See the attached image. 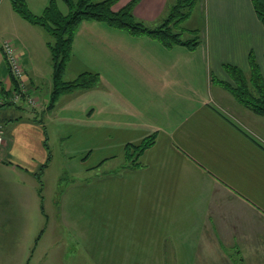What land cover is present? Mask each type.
Masks as SVG:
<instances>
[{"label": "crops", "instance_id": "0c3cea01", "mask_svg": "<svg viewBox=\"0 0 264 264\" xmlns=\"http://www.w3.org/2000/svg\"><path fill=\"white\" fill-rule=\"evenodd\" d=\"M6 1L3 20L17 14L13 0H0V10ZM50 1L25 0L36 15ZM131 1L119 0L113 10ZM167 4L168 0H141L134 15L144 22L164 20ZM197 6L203 22L200 45L194 51L183 46L166 49L150 37H135L105 22L82 21L74 35L65 80L92 73L99 76L98 84L62 94L52 110L47 106L53 73L50 94L42 96L41 80L30 78V60L23 63L26 55L33 59L37 48L16 31L20 26L34 34L46 30L22 18V23L8 22L11 31L0 29V45L10 41L21 55L31 97L21 101L25 102L22 107L15 104L0 110L8 158H0V167L8 165L16 176L22 171L39 180V169L48 158L47 138L44 123L36 118L38 111L33 108L37 114L33 115L29 110L30 103L43 106L42 119H67L77 130L86 128V134L79 136L92 141L81 156L85 161L79 163L80 171L88 175L108 164L114 153L123 157L114 170H105L101 178L87 177L62 196V208L56 211L61 228H54L53 242L43 230L30 232L31 243L35 248L43 244L45 254L48 250L55 257L66 246L68 254L59 264L264 261V119H253L248 108L238 105L222 86L217 98L212 94L213 75L230 81L224 64L249 74L252 53L264 77V26L252 0H198ZM0 52L7 64L2 46ZM0 88L12 90L9 72L0 78ZM4 120L10 121L6 130ZM152 134L157 135L155 144L141 156L139 166L130 167L125 147L139 145ZM102 153L107 156L97 165L89 164L95 154ZM17 187L16 193L24 195V186L18 183ZM19 195L14 202L28 205V199ZM38 209L45 213L40 200ZM2 240L15 242L13 237ZM0 248L5 253L0 262L10 258L7 264H13L10 249Z\"/></svg>", "mask_w": 264, "mask_h": 264}, {"label": "rangeland", "instance_id": "374dc122", "mask_svg": "<svg viewBox=\"0 0 264 264\" xmlns=\"http://www.w3.org/2000/svg\"><path fill=\"white\" fill-rule=\"evenodd\" d=\"M178 0H174V4H177ZM9 2L6 1L2 9L0 10V29L2 30H9L13 29L12 23L13 20L18 23H22L21 17L18 14L13 13V18H10V15H6L3 20L4 15L8 12V4ZM58 6L63 13L68 12L67 5L62 0H57ZM121 6H124L125 3L121 2ZM171 0H168L167 7L169 6V11L166 9L167 14L162 16V18H167L171 11ZM189 6L185 5L184 10L182 12L188 13ZM18 15V16H17ZM189 18L185 19L182 23L183 29L186 30L184 34L185 39H193L196 38L197 34L201 32V22H203L202 13L200 11V6L194 7L193 11L189 13ZM142 22H144L142 20ZM146 25L150 27H156L163 23V20L160 21H149L146 20L144 22ZM20 26V25H19ZM29 27V26H28ZM4 28V29H3ZM17 33L23 39L30 40L29 46L32 45L34 48L37 49L34 51L33 59L28 58L26 55L23 59L30 60L28 62L30 78L31 79H38L41 80L40 87L43 90L42 96L50 94V80L53 73L52 67V54L50 45L53 43V39L49 34L45 31L43 33L34 34L32 33L29 28L25 29L20 26V28L16 29ZM6 39V38H5ZM3 39V41L5 40ZM2 42V41H1ZM1 46V45H0ZM1 55V52H0ZM17 57L20 59L21 62L22 58L21 55L17 53ZM8 64V63H7ZM7 64L4 58L1 57L0 59V78L3 79L6 76L7 71ZM216 76L213 75V85H212V94L217 98V92L220 88V85L217 83ZM37 83V82H36ZM28 100L31 99L30 97V89L27 91L26 95H24ZM23 97L13 104H19L21 107L25 104V102H21ZM11 103V102H10ZM238 103V102H237ZM240 105V103H238ZM243 107L242 105H240ZM29 110L31 111L33 108H36V112L38 111L36 118L42 120L44 123V128L46 132V150H47V157L49 153V159L47 158L46 163L47 166L42 171L39 169V174L41 181L34 179L33 177L28 176L26 173L20 171L17 173V176L12 173L11 167L1 166L0 167V237H13L15 242L12 244L11 242L1 241L0 246H5L6 249H10L9 256L12 257L13 264H38L39 259H41L43 264H59V260H64V257L67 256V252L65 251L66 246L63 245V250L60 251L59 255L54 257V253L50 251H46V254L43 249V242L45 233H48L47 240L53 242L52 237L56 239V232L54 228H57L59 231L60 221L58 219V214L56 213L57 207L61 209V200L62 196L66 194L69 190H74L76 188L70 189L74 184L77 187L80 183L85 182L87 177H94L101 178L104 176V171L108 170L109 168L113 169L118 167L121 164V153H114L115 155H111L108 159V164L101 166L99 169L95 168L94 171L90 170V172L86 173V171H80L83 167L80 164L85 161L84 157H81L82 154L86 155L88 152V145L92 139L85 138L84 136H79L81 133L86 134V128L80 127L79 130L76 127L70 124V121L67 119H55V118H47L42 119L41 112L44 111L43 106L38 107L35 103L29 104ZM244 108V107H243ZM253 119H264V116H260L255 114L253 111L249 110ZM24 117L27 114H22ZM41 118V119H39ZM26 120V119H24ZM37 120V119H36ZM64 120V121H63ZM263 121V120H261ZM10 121L4 120V129H8V124ZM5 129V130H6ZM264 137V135H263ZM78 143V144H77ZM76 148H74V145ZM4 142L0 145V158L4 160H8L6 157V150L3 147ZM92 146V145H91ZM87 147V148H86ZM75 153L74 152H79ZM89 154V153H88ZM107 156V154H103L99 156L95 154L89 160V164H98L100 160ZM113 156V157H112ZM80 163V164H79ZM4 165V164H2ZM110 169V170H111ZM114 170V169H113ZM2 171H4L2 173ZM109 171V170H108ZM105 171V172H108ZM31 181V184L29 183ZM42 182V184H41ZM18 183L24 186V195H19L16 193L19 192L20 188H18ZM45 184V185H44ZM20 196L21 198H27L29 201L28 205H19L18 202H14L15 196ZM41 195V197L37 196ZM67 195V194H66ZM31 197V198H28ZM39 199H37V198ZM16 200V199H15ZM39 200L42 201V205L44 206L45 213L41 214L38 209ZM58 209V210H59ZM57 214V216H55ZM41 215V216H40ZM49 220H47V218ZM55 219V220H54ZM39 228V229H38ZM36 230H43L45 233L41 237V247H36L32 242V235L30 232H35ZM8 231V232H7ZM6 232L8 235H6ZM29 232V234H28ZM38 232V231H37ZM52 235V236H50ZM46 238V237H45ZM53 238V239H54ZM31 244V246H30ZM48 245V244H47ZM47 248V246H45ZM3 248V247H2ZM0 248V250L2 249ZM35 248V249H34ZM34 249V250H33ZM45 255V257H44ZM5 257V253L0 252V258ZM30 258V260H27ZM1 260V259H0ZM9 259H5L0 264H7ZM57 260V262H56ZM73 263V261H71ZM239 264L241 263V258L238 259ZM60 264H65L64 262ZM69 264V263H67ZM261 264H264V261H261Z\"/></svg>", "mask_w": 264, "mask_h": 264}, {"label": "trees", "instance_id": "16d2710c", "mask_svg": "<svg viewBox=\"0 0 264 264\" xmlns=\"http://www.w3.org/2000/svg\"><path fill=\"white\" fill-rule=\"evenodd\" d=\"M62 1L68 7L67 13H63L60 10L57 0H51L41 15L32 13L25 0H13L12 5L14 11L23 20L32 25L43 27L53 39V43L50 45L53 76L51 95L47 106L48 110L54 108L62 94L75 89H91L98 84L99 76L92 73H82L73 81L65 80L67 65L72 57L74 35L79 24L84 20L105 22L114 28L125 30L135 37H150L157 40L166 49H172L174 46H183L190 51H194L200 45L201 32L196 35V38L185 39L186 30H181L183 29L182 23L189 18V13L193 11L198 0H178L177 4L171 9L169 16L163 20L161 25L156 27H150L135 17L134 9L141 0H132L119 11L113 10L119 0ZM252 3L258 19L264 26V0H252ZM185 5L189 6L188 13L182 12ZM249 63V74L234 65L224 64V71L229 76L230 81L216 80L220 86L234 96L238 103L255 114L264 116V77L253 53L250 55ZM8 72L13 88L11 91L0 88V94L5 99L0 106V110L15 105L6 99L13 93L14 89L16 91L19 89V82L13 75L9 63ZM22 97L25 100V96ZM33 110L30 112L33 113ZM43 130L46 134L45 128ZM156 137V134H152L146 137L139 145L128 144L125 147L124 157L130 167L140 165L141 156L155 144ZM46 166L47 164L42 165L40 170L42 171ZM37 176L39 179L40 174L38 173ZM39 180L41 181V179Z\"/></svg>", "mask_w": 264, "mask_h": 264}, {"label": "built area", "instance_id": "2783aa9c", "mask_svg": "<svg viewBox=\"0 0 264 264\" xmlns=\"http://www.w3.org/2000/svg\"><path fill=\"white\" fill-rule=\"evenodd\" d=\"M2 49L6 59L12 69V73L15 76L16 80L19 82V89L16 91L14 89L13 93L8 96L6 99L8 102L16 103L19 101L22 96L26 95L27 91L29 90L24 79V71L21 67L19 62V58L17 57V51L15 50L13 44L10 41H5L2 43ZM5 99L0 94V106L4 103ZM0 120H1V111H0ZM4 138V130L3 126H0V145L3 144Z\"/></svg>", "mask_w": 264, "mask_h": 264}]
</instances>
